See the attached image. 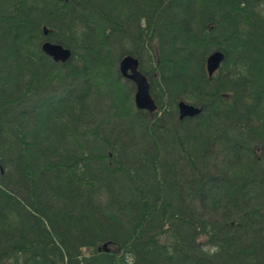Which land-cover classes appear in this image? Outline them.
<instances>
[{
    "label": "trees",
    "instance_id": "16d2710c",
    "mask_svg": "<svg viewBox=\"0 0 264 264\" xmlns=\"http://www.w3.org/2000/svg\"><path fill=\"white\" fill-rule=\"evenodd\" d=\"M0 264H264V0H0Z\"/></svg>",
    "mask_w": 264,
    "mask_h": 264
},
{
    "label": "water",
    "instance_id": "95a60500",
    "mask_svg": "<svg viewBox=\"0 0 264 264\" xmlns=\"http://www.w3.org/2000/svg\"><path fill=\"white\" fill-rule=\"evenodd\" d=\"M46 34V31L44 30ZM41 51L54 62L65 63L69 60L71 52L64 48L62 45L54 44L45 41L41 45ZM224 55L215 51L207 57L205 69L208 77H211L218 71ZM138 60L132 56H125L119 62V73L122 78L130 81L135 86L134 105L138 110H146L149 113H153L157 107L154 99L150 94V86L147 78L138 69ZM179 118H191L201 112V108L194 107L184 101H180L177 105Z\"/></svg>",
    "mask_w": 264,
    "mask_h": 264
},
{
    "label": "rangeland",
    "instance_id": "374dc122",
    "mask_svg": "<svg viewBox=\"0 0 264 264\" xmlns=\"http://www.w3.org/2000/svg\"><path fill=\"white\" fill-rule=\"evenodd\" d=\"M118 67H119V64L117 63V69H118ZM105 78H106V80H109V79H111V75L110 74H108V75L106 74L105 75ZM125 80L126 79H124V78L121 77V81L113 82V83L109 84L108 87H106L107 90H110L109 94L112 96V99L113 100H110V101L108 100L105 103V107L106 108H104V113H108V114L110 113L111 115H116V113H118L117 112V108L120 109V107H123V104L122 103H124V98L122 97V93H120L118 91V87H120L121 85H123L125 83ZM68 81H70V80H68ZM60 84L61 83H59V85ZM64 90L67 91L68 89L64 88L62 92H59L57 94V97H59V94L60 95L61 94H64V92H65ZM114 99L116 101H114ZM46 100L47 99H45L44 101H46ZM42 108H43V105H36L35 106V111H37V110L39 111ZM118 115L122 117L123 121L118 122V125H115L114 124V126L112 128L116 129L117 131L125 130L124 129L125 128V125H123V124H127V121H129V116L130 115L125 114L123 112L122 113H118L117 116Z\"/></svg>",
    "mask_w": 264,
    "mask_h": 264
},
{
    "label": "clouds",
    "instance_id": "9594fccd",
    "mask_svg": "<svg viewBox=\"0 0 264 264\" xmlns=\"http://www.w3.org/2000/svg\"><path fill=\"white\" fill-rule=\"evenodd\" d=\"M216 250H218V249H214V251H216Z\"/></svg>",
    "mask_w": 264,
    "mask_h": 264
},
{
    "label": "bare ground",
    "instance_id": "6f19581e",
    "mask_svg": "<svg viewBox=\"0 0 264 264\" xmlns=\"http://www.w3.org/2000/svg\"><path fill=\"white\" fill-rule=\"evenodd\" d=\"M142 111H146V110H142ZM148 112V111H147Z\"/></svg>",
    "mask_w": 264,
    "mask_h": 264
}]
</instances>
